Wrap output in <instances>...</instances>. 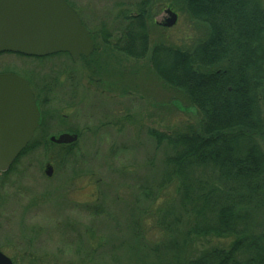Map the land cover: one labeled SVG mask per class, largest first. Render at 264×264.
<instances>
[{
	"label": "rangeland",
	"instance_id": "374dc122",
	"mask_svg": "<svg viewBox=\"0 0 264 264\" xmlns=\"http://www.w3.org/2000/svg\"><path fill=\"white\" fill-rule=\"evenodd\" d=\"M65 1L97 38L90 57H98L100 68L91 73L88 59L73 62L66 54L0 55V72L32 83L52 78L65 82V96L60 89L49 103L65 104V124L78 133L66 156L65 148L50 144L48 136L41 144L33 137L36 145L7 174L0 173V251L13 264H151L154 249L174 238L162 227L183 211L177 182L163 181L169 148L157 144L149 131H182L200 116L181 91L156 77L148 56L108 57L103 51L99 56L103 34L120 26V11L134 14L140 0ZM150 1V45L190 49L206 37V24L187 14L184 0ZM167 7L178 18L165 28L160 22ZM259 143L264 152V138ZM257 214L255 227L260 229L264 211ZM182 219L179 227H187ZM230 240L200 239L191 251L227 247Z\"/></svg>",
	"mask_w": 264,
	"mask_h": 264
},
{
	"label": "trees",
	"instance_id": "16d2710c",
	"mask_svg": "<svg viewBox=\"0 0 264 264\" xmlns=\"http://www.w3.org/2000/svg\"><path fill=\"white\" fill-rule=\"evenodd\" d=\"M150 3H135L134 14L120 11L113 47L134 59L148 56L156 77L181 91L200 116L182 131H149L169 148L163 181L177 182L183 211L162 227L174 238L154 249L151 264H264V222L255 227L264 211V6L261 0H184L187 14L208 30L184 49L150 45ZM72 148L65 147V156ZM181 218L187 227H179ZM204 238L231 240L192 252Z\"/></svg>",
	"mask_w": 264,
	"mask_h": 264
},
{
	"label": "water",
	"instance_id": "95a60500",
	"mask_svg": "<svg viewBox=\"0 0 264 264\" xmlns=\"http://www.w3.org/2000/svg\"><path fill=\"white\" fill-rule=\"evenodd\" d=\"M165 27L176 23L177 15L166 8ZM93 49L88 29L65 0H0V53L45 56L67 52L73 60ZM39 111L28 81L16 73H0V173L7 171L24 149L37 126ZM55 143L70 144L77 135L64 133ZM51 165L45 174L50 176ZM0 264H13L0 251Z\"/></svg>",
	"mask_w": 264,
	"mask_h": 264
},
{
	"label": "flooded vegetation",
	"instance_id": "af4514ba",
	"mask_svg": "<svg viewBox=\"0 0 264 264\" xmlns=\"http://www.w3.org/2000/svg\"><path fill=\"white\" fill-rule=\"evenodd\" d=\"M163 22H165V17H163L160 23L162 24ZM81 23L84 25L82 20H81ZM84 26L89 30V35L91 39L93 40V49L89 55L87 56L80 55L78 59H84L85 61L88 59L87 68L89 69V71H91V73H94V70L96 69V67L100 68V65L97 64L98 57L97 58L90 57L93 54V52H96L94 45L96 44L97 38L94 37V34L91 33L90 29L86 26V24ZM103 35H104L103 38H101L102 39L101 44L104 46L100 50L97 49V52H99V56L103 55L102 51L104 52V55L108 57H117L116 54L118 53L119 55L123 54V55L128 56L124 52L113 47V45L115 46V44H117V39L120 36V33L113 31L110 33H104ZM57 54H62V55L66 54L68 55V57H70V55L66 53L65 51L61 53H56L54 55H57ZM54 55H47V56H42V57H48V56H54ZM42 57H38V58H42ZM71 60L73 62L77 61V60H73L72 58ZM28 84L31 88L33 98L36 102V105L39 111L38 123L33 131L32 138L37 137L38 142H40L41 144L42 139L48 136L49 143L54 146H58L59 148H65L66 146L72 145V144H65V143H55L54 141L50 140L51 137L57 138L59 135L64 134V133L75 134V135L78 134L77 131H75V129L72 128V126L65 124V104L62 106H58L59 104L58 105L55 104L54 106H52L51 101H50L51 104L49 103V100L52 99L53 97L52 94L56 93L60 89L63 90L62 91L63 96H65V82L61 81L60 79L52 78L50 80L49 79L44 80L43 82L35 81V83H32L30 80H28ZM48 103L50 105H48Z\"/></svg>",
	"mask_w": 264,
	"mask_h": 264
}]
</instances>
